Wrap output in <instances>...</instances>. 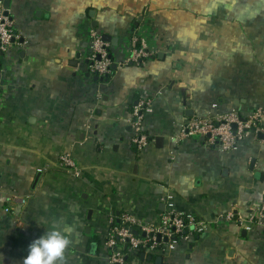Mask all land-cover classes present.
<instances>
[{
    "label": "crops",
    "instance_id": "1",
    "mask_svg": "<svg viewBox=\"0 0 264 264\" xmlns=\"http://www.w3.org/2000/svg\"><path fill=\"white\" fill-rule=\"evenodd\" d=\"M9 12L19 39L0 54V264H23L61 220L75 241L67 264H112L111 217L158 227L165 211L205 226L164 264H264V131L232 151L181 135L191 118L264 111V0H12ZM104 33L119 38L107 42L117 68L95 80L85 59ZM134 36L157 51L142 65L127 62Z\"/></svg>",
    "mask_w": 264,
    "mask_h": 264
},
{
    "label": "built area",
    "instance_id": "2",
    "mask_svg": "<svg viewBox=\"0 0 264 264\" xmlns=\"http://www.w3.org/2000/svg\"><path fill=\"white\" fill-rule=\"evenodd\" d=\"M8 11V14H7ZM19 39L15 30L13 18L9 10L5 7L4 0H0V52H4ZM133 48L127 60L128 63L142 65L157 51L149 48L138 36L132 39ZM89 71L100 77L111 74L113 61L110 58V50L107 42L103 41L99 34L93 35V51L88 57ZM1 72V69H0ZM153 110L152 102L142 101L134 107L133 127L139 131L133 137V143L140 149L147 141V136L141 131V121L147 113ZM264 117L263 109H258L249 117H243L238 111L233 110L217 117H197L191 118L182 125V137L200 136L205 137L209 143L218 144L223 151H232L236 149L239 140L245 138L251 130L257 133L263 132L261 120ZM236 123L237 129L234 131L232 125ZM208 135H211L208 137ZM62 166L75 176H80L81 171L75 160L70 155H63L61 158ZM25 203L24 198H17ZM168 199V198H167ZM5 212H10V207H6ZM115 217H111L110 232L103 253H106L109 262L112 264H141L139 255L141 251L148 254L164 255L169 246H175L182 239L190 238L193 234L190 232L185 235V229L193 228L196 232L204 230V221L193 215H184L165 211L161 214V224L158 227H151L139 224L132 215L125 213L122 217V223L112 225ZM130 225H137L142 232L145 231V237L141 234L136 235ZM161 234V241L158 235ZM167 237L168 242L164 241ZM106 250V251H105ZM128 255L131 256L128 259ZM167 264V263H166Z\"/></svg>",
    "mask_w": 264,
    "mask_h": 264
},
{
    "label": "clouds",
    "instance_id": "3",
    "mask_svg": "<svg viewBox=\"0 0 264 264\" xmlns=\"http://www.w3.org/2000/svg\"><path fill=\"white\" fill-rule=\"evenodd\" d=\"M73 227L64 220L33 240L23 264H67V253L74 245Z\"/></svg>",
    "mask_w": 264,
    "mask_h": 264
},
{
    "label": "water",
    "instance_id": "4",
    "mask_svg": "<svg viewBox=\"0 0 264 264\" xmlns=\"http://www.w3.org/2000/svg\"><path fill=\"white\" fill-rule=\"evenodd\" d=\"M4 2H5V7H6V9L7 10H9V8L11 7V2H12V0H4ZM7 14H8V11H7ZM90 15L91 16H93V11H91V13H90ZM94 23H93V25H94V27H96V23H95V21H93ZM138 23H136V25H137ZM102 39H103V41H105V42H112L114 45H118V41H119V38L118 37H113V36H111V35H109V34H107V33H104L103 35H102ZM0 54L1 55H4V52H0ZM78 59L81 57V53H78L77 54V56H76ZM110 58L112 59L113 58V55H112V53H110ZM88 62H89V60L86 58L85 59V63H87L88 64ZM76 65H77V62H76ZM112 67L114 68V69H116L117 68V64L115 63V64H113L112 65ZM0 69H1V62H0ZM93 73L91 72V71H88L87 73H86V75L87 76H91ZM94 79L95 80H107V77L105 76V77H100L99 75H97V74H94ZM4 83H5V81H4V79H3V77H2V72H0V85L2 86V85H4ZM191 111V110H190ZM192 114H193V111H192ZM232 128H233V130L235 131L236 129H237V124L236 123H234L233 125H232ZM211 135H208V137H210ZM163 139L161 138V137H157L156 138V141L159 143L160 141H162ZM201 140L202 141H205V137H202L201 138ZM136 168H137V166H136ZM39 178V174H38V177L36 178V181H35V183L37 184V182H38V179ZM164 205V203H162L161 204V206H163ZM113 213H116V215L117 216H119L120 215V211H113ZM92 214H93V210L92 209H90L89 210V215H88V219H91V217H92ZM119 220V219H118ZM90 229H91V227H89ZM90 229H88V232H90ZM133 232L136 234V235H139L140 234V232H139V230H137V229H134L133 230ZM147 235V233L145 232V231H143L142 233H141V236H143V237H145ZM158 240L159 241H161V234H159L158 235ZM168 238L167 237H164V241L165 242H168ZM98 244L97 243H95V244H93L92 245V248H93V250L91 251V255H96V254H98ZM164 255H160V254H158V255H154V254H148V255H146V253L145 252H143V253H140V255H139V260L140 261H145L146 259L147 260H149V261H154V263L153 264H164V257H163ZM127 258H131V256L130 255H128V257ZM91 264H98V261L97 260H94V261H91Z\"/></svg>",
    "mask_w": 264,
    "mask_h": 264
},
{
    "label": "trees",
    "instance_id": "5",
    "mask_svg": "<svg viewBox=\"0 0 264 264\" xmlns=\"http://www.w3.org/2000/svg\"><path fill=\"white\" fill-rule=\"evenodd\" d=\"M1 62V61H0ZM1 69H2V62H1ZM107 77V80H109L110 78V74L108 75V76H106ZM132 147H133V149L135 150V151H137V152H139V147L136 145V144H132ZM119 219V220H118ZM122 223V220H121V217H119V218H115V220L112 222V225L114 226V225H118V224H121ZM130 227L132 228V229H137V230H139V232H140V234L142 233V230H141V228L139 227V226H137V225H130ZM192 233L193 235H195V233H196V231L192 228L191 229V226H190V228H188V229H185V231L183 232L185 235H187V234H189V233ZM141 253H143V251H141ZM128 259H130V258H128Z\"/></svg>",
    "mask_w": 264,
    "mask_h": 264
},
{
    "label": "rangeland",
    "instance_id": "6",
    "mask_svg": "<svg viewBox=\"0 0 264 264\" xmlns=\"http://www.w3.org/2000/svg\"><path fill=\"white\" fill-rule=\"evenodd\" d=\"M106 251V250H105Z\"/></svg>",
    "mask_w": 264,
    "mask_h": 264
}]
</instances>
